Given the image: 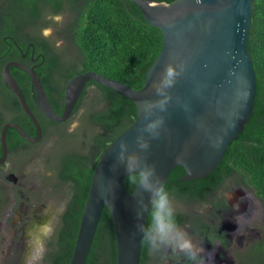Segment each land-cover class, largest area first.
<instances>
[{"label": "water", "instance_id": "95a60500", "mask_svg": "<svg viewBox=\"0 0 264 264\" xmlns=\"http://www.w3.org/2000/svg\"><path fill=\"white\" fill-rule=\"evenodd\" d=\"M130 1L138 6L144 20L162 34V47L147 68L141 89L95 71H85L65 84L63 111L58 114L33 68L17 62H9L3 68L4 83L36 129L33 137L19 124L6 122L0 130L3 159L8 128L16 129L27 142L36 143L42 138L40 123L11 74V66L28 74L38 110L53 122L61 123L70 117L88 81L111 89L135 106L133 124L106 147L97 162L69 264L85 263L104 208L113 225L115 264H140L142 237L137 225L146 223L148 213L140 218L138 213L147 197L125 188L127 173L123 165L116 164L121 142L127 144L128 154L140 155L154 164L163 184L177 166L184 169L181 180L204 179L222 161L227 146L242 132L253 111L256 75L247 42L256 0ZM179 64L185 65V71L172 88H163L161 82L167 66ZM165 98L167 111L156 107L150 114L151 119L164 118L160 136L152 139L143 133L150 147L141 150L137 137L150 122L144 115V102Z\"/></svg>", "mask_w": 264, "mask_h": 264}, {"label": "trees", "instance_id": "16d2710c", "mask_svg": "<svg viewBox=\"0 0 264 264\" xmlns=\"http://www.w3.org/2000/svg\"><path fill=\"white\" fill-rule=\"evenodd\" d=\"M80 3L78 23L72 27L71 46L80 54L77 64L69 68L59 65L55 54H47L44 71H40L47 96L58 114L64 105V87L73 76L95 71L106 77L122 81L139 90L145 82V72L162 47V34L143 18L138 6L130 0H69ZM171 3L175 0H154ZM253 13L248 35L247 50L253 61L256 75V95L252 115L242 132L227 146L223 159L204 179L184 181V169L175 167L164 183L174 196V201L204 203L230 176L243 178L264 205V0L253 3ZM42 51L48 50L43 46ZM29 107L42 128L39 143L25 141L14 129L6 131L10 153L29 156L51 138L63 142L76 136L68 132L75 115L85 108L83 122L93 128L85 148L87 152L70 148L54 157L51 168L56 173L55 190L66 189V210L59 231L58 250L51 251L46 259L49 264H69L73 251L83 206L90 188L97 162L106 147L136 119L132 101L94 81H88L70 117L61 123L47 119L38 110L34 97L29 94L26 74L12 70ZM57 77L55 79L54 77ZM12 96V95H11ZM10 121L19 124L29 135L36 136V129L22 110L15 97L6 105ZM7 119L0 115V130ZM1 148V147H0ZM1 152V149H0ZM128 192L134 188L126 178ZM183 224L184 214H177ZM150 221L147 214L146 223ZM115 241L110 214L104 208L84 264H115ZM150 250L142 241L140 264H147ZM244 264H264V234L243 258Z\"/></svg>", "mask_w": 264, "mask_h": 264}, {"label": "flooded vegetation", "instance_id": "af4514ba", "mask_svg": "<svg viewBox=\"0 0 264 264\" xmlns=\"http://www.w3.org/2000/svg\"><path fill=\"white\" fill-rule=\"evenodd\" d=\"M79 6L80 3L69 0H0V115L5 117L7 122L10 117L6 105L10 97H17L4 83V66L9 62L21 63L33 68L39 75L40 71H44L46 55L49 53L55 54L61 66L69 68L72 64H77L80 59L79 52L74 49L75 56L67 57L65 50L68 47L73 48L70 38L72 27L79 21ZM61 16L63 20L57 22L56 18ZM58 41L62 42L61 46H58ZM43 46L48 50L42 51ZM14 69L27 75L29 94L34 97L28 74L18 66L10 67L11 74ZM54 78L57 79L56 76ZM0 149V262L6 257H13L20 261L18 264H23L27 256L35 257L40 254L38 242L43 237L40 228L44 224L42 215L45 205L32 193L36 190V185L29 181L24 170L26 155L21 152L10 153L7 148L3 159L2 148ZM54 176L57 179L55 172ZM226 183L244 185L248 192L253 193L255 199L261 201L252 189L244 184L243 178L235 174L211 193L204 203L174 202L177 214L186 216L180 226L189 233L194 244L202 246L206 252L212 254L213 259L209 264H244L243 258L258 241H254L247 248L244 247V243H248L254 235L250 226L252 223L244 218L235 205L226 200ZM66 201L65 199L62 213L45 243L44 264H49L46 259L48 254L58 250L59 231ZM184 205H207L208 211L191 213ZM207 213L214 215L216 219L207 218ZM157 254L150 252L147 264H187L182 256L171 252H162V256ZM11 261L10 259L8 264Z\"/></svg>", "mask_w": 264, "mask_h": 264}, {"label": "clouds", "instance_id": "9594fccd", "mask_svg": "<svg viewBox=\"0 0 264 264\" xmlns=\"http://www.w3.org/2000/svg\"><path fill=\"white\" fill-rule=\"evenodd\" d=\"M199 3V0H197ZM179 69V71L177 70ZM185 71V65L179 64L173 67L168 65L165 78L161 84L163 88H172L177 78ZM159 92V89L157 90ZM167 99L159 102H144L143 110L147 123L142 129V134L137 137V145L141 150H147L150 145L145 139L143 133H147L152 139H158L160 130L164 126L163 116L151 119L153 108L158 107L160 111H167ZM116 164L123 165L127 173L126 180L140 193L147 202L143 205L138 218L144 212L150 216V221L145 224H138V230L141 233L142 241L148 246L151 253H167L182 256L187 264H209L213 259L210 252H206L202 246L193 243L191 236L177 222V209L174 202V196L167 190L160 176L157 173L156 166L149 164L147 160L137 154H128V146L125 142L119 144L116 157ZM48 228L47 225L44 226ZM51 229L45 235H50ZM40 257H29L27 264H36Z\"/></svg>", "mask_w": 264, "mask_h": 264}, {"label": "rangeland", "instance_id": "374dc122", "mask_svg": "<svg viewBox=\"0 0 264 264\" xmlns=\"http://www.w3.org/2000/svg\"><path fill=\"white\" fill-rule=\"evenodd\" d=\"M63 20V16L56 18L57 22H61ZM62 42L58 41V46H61ZM67 57L75 56V51L68 47L65 50ZM86 112L85 108H82L74 117L71 124L68 127V132H76V136L72 138L64 139L63 142L57 141L56 138H51L49 141L40 145L36 153H32L29 156H26L24 163V170L26 175L29 178V181H33L36 185V190L32 191V193L38 197L42 203L45 205V210L42 218L44 219V224L40 228V232L43 235L42 239H40L39 248L40 254L33 257H40L36 261V264H44L43 263V255L45 250V243L48 239V235H45L50 228L55 226L58 221V216L62 213L64 201L66 199L67 191L66 189H62L60 191L55 190L56 179L54 176L53 169L51 165L54 163L53 159L55 156L61 154L62 152L75 147L79 151L87 152L85 149L88 144V138L91 132H94L93 128L88 127V125L83 122V116ZM225 188L228 187V191L224 193V196L228 202L232 205H235L239 212H242L245 219H249L252 223L250 226L253 229L254 235L249 239L248 243H244V247L247 248L254 241H259L261 236L264 234V205L261 201L254 198L253 193L248 192V188L244 185L238 183L234 185L232 183H226ZM222 195V193H221ZM186 210L191 213L202 211L203 213L208 211V206H189L184 205ZM207 218H211L215 220L216 217L211 215L210 213L206 214ZM47 223V224H46ZM47 225L48 228L44 226ZM9 231H12L11 225L9 226ZM187 232V231H186ZM188 233V232H187ZM189 234V233H188ZM257 234V235H256ZM158 256H162V253H158ZM29 256L26 257L23 264H27ZM2 258L0 257V260ZM12 260L11 263L18 264L17 258L6 257L3 260V264H8ZM0 262V264H1ZM10 263V264H11Z\"/></svg>", "mask_w": 264, "mask_h": 264}]
</instances>
